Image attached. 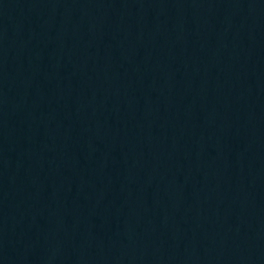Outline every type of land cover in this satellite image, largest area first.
Here are the masks:
<instances>
[{"label": "water", "instance_id": "water-1", "mask_svg": "<svg viewBox=\"0 0 264 264\" xmlns=\"http://www.w3.org/2000/svg\"><path fill=\"white\" fill-rule=\"evenodd\" d=\"M103 264H264V0H136Z\"/></svg>", "mask_w": 264, "mask_h": 264}]
</instances>
